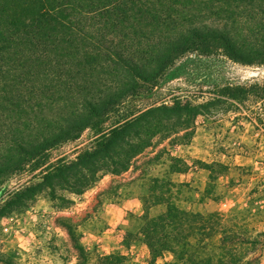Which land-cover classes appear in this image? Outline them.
<instances>
[{
	"label": "rangeland",
	"instance_id": "374dc122",
	"mask_svg": "<svg viewBox=\"0 0 264 264\" xmlns=\"http://www.w3.org/2000/svg\"><path fill=\"white\" fill-rule=\"evenodd\" d=\"M241 86L248 92L232 94ZM263 86L264 64H243L222 50L188 52L151 90L128 98L104 122L30 158L0 182V264H152L140 228L146 215L166 210L165 200L221 214L228 225L238 222V231L258 237L264 231ZM175 102L189 105V111L145 129L140 140L146 146L128 169L113 173L117 165L102 157L98 172L56 170L94 148L101 131L117 121ZM60 106L47 108L45 116L66 115L72 107ZM126 157L125 147L119 160ZM52 173L58 174L51 185L40 186ZM205 230L192 239L206 247L200 254L220 252ZM247 246L240 256L260 255L264 263V249ZM237 257L227 264H240ZM175 261L165 251L156 264Z\"/></svg>",
	"mask_w": 264,
	"mask_h": 264
},
{
	"label": "trees",
	"instance_id": "16d2710c",
	"mask_svg": "<svg viewBox=\"0 0 264 264\" xmlns=\"http://www.w3.org/2000/svg\"><path fill=\"white\" fill-rule=\"evenodd\" d=\"M218 50L243 64H264V0H0V182L151 90L184 54ZM248 90L241 86L232 94ZM64 103L72 106L66 115L45 116ZM189 109L175 102L125 117L101 131L94 148L56 170L98 172L102 157L117 165L113 173L126 170L146 146L140 140L145 129ZM57 174H45L40 186H50ZM165 201L166 210L146 215L140 228L152 264L165 251L175 254L174 264H227L238 255L240 264H264L260 255L239 254L249 244L264 249V231L248 236L221 214ZM200 228L216 238L220 252L200 254L205 246L192 240Z\"/></svg>",
	"mask_w": 264,
	"mask_h": 264
},
{
	"label": "crops",
	"instance_id": "0c3cea01",
	"mask_svg": "<svg viewBox=\"0 0 264 264\" xmlns=\"http://www.w3.org/2000/svg\"><path fill=\"white\" fill-rule=\"evenodd\" d=\"M107 176V175H106Z\"/></svg>",
	"mask_w": 264,
	"mask_h": 264
}]
</instances>
